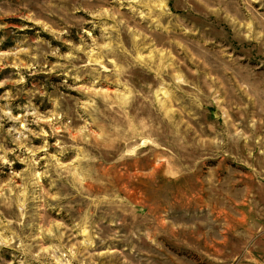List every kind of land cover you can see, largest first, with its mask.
Returning <instances> with one entry per match:
<instances>
[{"label": "rangeland", "instance_id": "obj_1", "mask_svg": "<svg viewBox=\"0 0 264 264\" xmlns=\"http://www.w3.org/2000/svg\"><path fill=\"white\" fill-rule=\"evenodd\" d=\"M0 264H264V0H0Z\"/></svg>", "mask_w": 264, "mask_h": 264}, {"label": "bare ground", "instance_id": "obj_2", "mask_svg": "<svg viewBox=\"0 0 264 264\" xmlns=\"http://www.w3.org/2000/svg\"><path fill=\"white\" fill-rule=\"evenodd\" d=\"M262 141V140H261Z\"/></svg>", "mask_w": 264, "mask_h": 264}]
</instances>
